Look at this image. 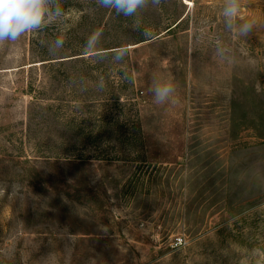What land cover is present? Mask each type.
<instances>
[{
  "label": "rangeland",
  "instance_id": "obj_1",
  "mask_svg": "<svg viewBox=\"0 0 264 264\" xmlns=\"http://www.w3.org/2000/svg\"><path fill=\"white\" fill-rule=\"evenodd\" d=\"M187 1L0 45V264H264V0Z\"/></svg>",
  "mask_w": 264,
  "mask_h": 264
},
{
  "label": "clouds",
  "instance_id": "obj_2",
  "mask_svg": "<svg viewBox=\"0 0 264 264\" xmlns=\"http://www.w3.org/2000/svg\"><path fill=\"white\" fill-rule=\"evenodd\" d=\"M162 0H97L99 7L111 8L118 15L137 17L150 5L159 7ZM241 0H223L221 17L225 27L239 36H247L255 26L254 19L240 18ZM49 26L62 31L64 27L61 0H0V45L16 42L25 33L39 32ZM101 34L92 33L86 47L95 49L100 43ZM57 50L62 48L59 36L51 42ZM147 92L156 104L172 100L176 85L172 79L155 77ZM172 102H175L174 100Z\"/></svg>",
  "mask_w": 264,
  "mask_h": 264
},
{
  "label": "bare ground",
  "instance_id": "obj_3",
  "mask_svg": "<svg viewBox=\"0 0 264 264\" xmlns=\"http://www.w3.org/2000/svg\"><path fill=\"white\" fill-rule=\"evenodd\" d=\"M185 2H186L187 4H190V3H191L190 1H187V0H185Z\"/></svg>",
  "mask_w": 264,
  "mask_h": 264
}]
</instances>
